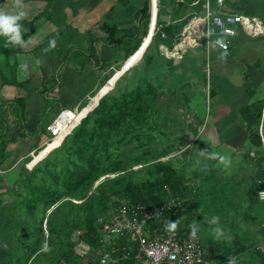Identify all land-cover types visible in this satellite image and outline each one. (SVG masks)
<instances>
[{"label":"crops","instance_id":"0c3cea01","mask_svg":"<svg viewBox=\"0 0 264 264\" xmlns=\"http://www.w3.org/2000/svg\"><path fill=\"white\" fill-rule=\"evenodd\" d=\"M148 1L53 0L50 9L52 17L37 24L34 22L22 26L23 30L30 32L26 40L29 37L33 38L34 42L30 44V49L24 50V48L17 47L13 53L0 51V56L4 55L7 60L4 64L11 62L10 57H15L13 64L18 73V78H13L12 67L8 66L10 75L8 76V71L0 73V86L5 80H9L12 84L23 83L25 85L23 92L21 91L22 95L17 93L21 106L19 109L22 111L21 117L18 119L19 126L22 127L19 130L20 132L24 130L25 133L22 136L34 143V146L30 147L32 150L37 151L36 147L40 146L42 134H47V132L51 134L49 124L54 116L53 113L51 114L53 109L50 106L54 105L53 103L57 100L61 103V109L63 106H78L80 100L83 101L90 95L97 94L106 84L103 80L108 79L112 73L114 75L117 73L121 63L127 60L128 53L135 46L136 40L144 37L139 47L132 53H141L142 57L136 64L130 65L126 72L118 75L115 81L124 74H130L136 70V66L142 64L141 61L146 56L143 54L150 42L149 39L154 35V24L150 36L148 33H144V30L147 29L148 18L142 16L141 9ZM204 2L205 0H162L159 5V20L165 26L164 29L168 28L170 31H166L167 37L165 38L157 35L163 38L164 42L159 41L156 44L154 41L155 44L149 46L148 54L153 57L152 64H149L146 69L156 68L159 63H169L172 58L173 63L181 70V74H185L186 77L190 75L192 79L199 75L197 78L201 79L204 86L201 88L193 86L194 90L191 88L190 94L194 95L192 100L195 105L193 110L196 109L197 112L190 111L189 122L195 128L194 131L192 130L193 135L190 138H193L192 143L205 142L213 153L230 157L231 165L229 167H225L219 164L218 160L213 159L214 167L217 168L213 175H216V172H221L220 177L227 178L226 182H220L223 184L222 197L226 203L225 206L234 210L233 217L240 218V221H235L237 226L241 232L246 233L245 237L240 239L238 234L242 233L238 227L228 223L229 220H233L232 217L227 218L228 216H226L225 224H228L230 228L229 234L236 240L231 243L230 249L234 250L241 244H245L247 248L234 256L237 258V264H258L254 260L252 252L258 254L259 250L262 251L257 244L260 238L264 237V200L258 198L257 194L252 196V187L250 188L249 184L247 189L242 185L248 182L247 180L255 173L256 179L261 181L259 185L264 183V169H262L264 167L262 164V160H264V61L261 58V55H264L261 53L262 49L264 52V41L248 40L249 35L239 26L241 39L238 47L234 50L233 45L229 50L214 49L210 57L207 55L205 45L194 44L190 34L186 37L187 43L183 40L177 43L173 49L167 48L166 52L172 56H167L160 45L161 43L169 45L168 39H170L172 44L169 46L173 47L174 37L184 29L187 20L195 14L203 15L205 13ZM225 7L256 16L262 20L264 28V20L261 15L257 14V11L264 13V0H226ZM127 39L130 41L126 43L124 40ZM53 40L55 47H51L50 42ZM182 47L181 55L175 56L174 54L179 52L178 49ZM225 52L227 54L223 55ZM37 60L43 70V79H48L46 74L51 69V79L58 85L55 87L58 90L52 94L36 93L33 100L36 103L29 108L28 103L33 99L31 94L39 87L28 85L27 83L31 81L22 82L19 80V72L22 64L27 63L28 68L29 66L30 68L35 67ZM42 63H46V65L42 66ZM25 75L24 77L21 75L22 78H31L30 73H28V77ZM73 87H82V92L79 93L80 98L74 104L72 97H75L77 93L72 91ZM44 88L48 89L45 86ZM198 95L208 96V109L202 106L204 100L194 99ZM9 100L12 98L7 99L5 103ZM40 100L43 101V104ZM86 104L82 107H85ZM244 106H250L252 111L259 115L258 126L262 137L260 144L253 142L247 129L248 123L243 115ZM27 112L31 114L28 121L22 115ZM7 124L4 122L3 126H7ZM42 128L46 129L42 131ZM49 141H51L50 138L46 145H49ZM36 142H38V146L35 144ZM51 148H49L50 151ZM190 187L193 188L191 193L194 196L198 188L191 185ZM212 187L210 186V189ZM239 190L245 194L239 195ZM191 193L186 195L185 200L190 199ZM257 199L263 202L257 204ZM251 234H262V236L255 240H248ZM125 264L143 263L135 260ZM222 264H227V260Z\"/></svg>","mask_w":264,"mask_h":264},{"label":"rangeland","instance_id":"374dc122","mask_svg":"<svg viewBox=\"0 0 264 264\" xmlns=\"http://www.w3.org/2000/svg\"><path fill=\"white\" fill-rule=\"evenodd\" d=\"M53 0H23L24 8L21 9L26 13L25 19L33 20V23L35 24L40 23L42 20L49 19L50 12L48 10L51 9V2ZM67 1V0H66ZM0 7H4L6 11H13L12 7V0H0ZM211 7L213 10H216L217 7L219 8L220 5L217 3L216 0H211ZM41 12V13H40ZM39 13V15H38ZM257 14L261 15L264 20V13L257 11ZM32 23V24H33ZM150 24V22H149ZM239 36V37H238ZM235 41L233 42V50L238 47L239 41L241 39V34H239ZM245 36H248L245 34ZM144 38V37H143ZM161 40H160V39ZM185 40V39H184ZM248 40H256V41H264V34L256 35V36H248ZM153 41V42H152ZM150 42V46L153 44H158L159 41H163V38L155 36ZM155 41V42H154ZM168 44L171 45L172 42L170 39H168ZM5 47V49H10L11 44L7 42V40H4V42L1 44ZM40 47V46H38ZM30 45L27 48H24V50L30 49ZM261 49V48H260ZM263 49L261 50V53ZM8 52V50H7ZM150 52V51H149ZM147 50V54L149 53ZM179 54V52H176L174 55ZM172 56V55H168ZM130 57V56H129ZM128 57V58H129ZM141 53H135L132 54V56L123 63H121L120 68L118 69L117 73L114 75V73L111 74V76L108 79H104L103 81L106 82L105 86L103 87V94L104 92L110 88L111 93H119L120 89L125 88V86L132 87L136 84L137 78H139L141 75H148L149 77L156 78V82L160 85L163 84L164 79L166 83L168 84V91L169 89L172 90V92H165L160 91L159 95V104L156 109L152 110L150 112V119H149V125L148 127H143L144 129L141 130V138L133 139L132 141H129L132 137H134L136 134H139L131 131V136L126 137L125 140L121 141H115L111 149H107L105 151L104 157L102 158V164L103 166L107 165L108 161H111V157L116 156H127L129 158H134L137 155H141L140 151H148L145 152L146 155L142 160L139 162H136L135 164H132L130 168L127 170H122L117 173H107L104 174L98 179L95 184L93 185L92 189L89 191L97 190L99 188L98 183L102 180H105L106 178H110L112 176H117L119 173L122 175L126 174V177L123 181V183H115L114 185H108L106 188H101L100 191L102 193L109 192L111 190V186H114L116 188H121L124 186L129 180H133L136 183V186L140 187V184L142 182H147L149 180H153L156 178L161 172L158 171V164L163 162H171L178 173V176L181 178L182 183L186 186H197V192H193L191 195L189 201H185V205L187 206L186 209L190 208V216L186 215L184 217H180V220L186 222L181 225V227L190 226V224L197 225V231L199 232L200 239H201V245L204 250H208L212 245H218L221 248L223 247H231V243H234L235 237L231 234H229V226L226 225V216L227 218L232 217L233 220H229L228 223L232 224L235 227H238L236 224V220L240 221V218L233 217L234 210L228 209L225 206V201L223 200V184L220 182H226L227 178L220 177L221 172L217 173L216 175L214 172L217 170L216 167H214V160L208 159L206 157L200 156V152L202 150H207L208 152H211L210 146H208L205 142H199L198 143H192L193 138L191 139V131L195 130L194 127L191 126L189 122L190 111L193 110L195 105H193L192 97L194 95H191V88L194 87H203L204 84L202 83L201 79H198V76H195V78H191L190 75L188 77L183 76L179 77L178 73L181 72L180 69L176 66L175 68H172L170 63H159L156 68L146 69L142 66L145 62V57L142 59V64H139L138 67L136 66V70L131 72L130 74H124L121 78L118 79V82L115 81L118 75L123 74L126 72L130 65H134L137 63V61L141 58ZM14 56L10 57V63H6L7 61L2 55L0 56V73L3 74L4 72H7L8 76L9 68L8 66L11 65L12 67V75L13 78H18V73L15 71V67L13 64ZM262 61H264V55H261ZM123 64V65H122ZM46 65V63H42V66ZM78 65V64H77ZM176 65V64H175ZM40 66V63H37L35 67L29 66L28 70L25 72L20 68V78L22 82H28L27 83L30 86H38V90H35L32 92L31 96H33L28 103V107L31 108L36 102H33L35 98V94L42 92H46L47 94H52V92H55V90H58L56 85V82L54 83L51 79V69L46 74L48 79H43L42 74V68ZM51 67V66H49ZM143 67V68H142ZM3 70H2V69ZM170 69V70H169ZM150 70V72H149ZM28 73H30V79L22 78L26 74L28 77ZM16 74V75H15ZM22 75V76H21ZM25 75V76H26ZM7 76V78H8ZM1 77V76H0ZM46 77V76H45ZM110 79L109 83L107 84L108 80ZM1 80V78H0ZM42 80V82H41ZM79 80V79H77ZM159 81V82H158ZM48 82V84H46ZM115 83H117V87L114 88ZM120 83V84H119ZM36 84V85H35ZM46 84V85H43ZM42 85L43 89H42ZM24 84H12L9 82V80L3 81L2 85L0 86V131L4 130V136L10 137L13 134L17 136V140L10 141L7 144L4 145L3 141H1L0 138V247L2 248H8L12 247L13 250L17 249V246L19 244L20 239L16 237L15 234H26V230L28 228L26 227L28 223H35L38 222L40 219H43V226L46 230V236L48 237L49 231L46 227V224H58V221L63 216L67 215V213L72 212L75 215H78L79 213H82L79 208H77L76 205L73 204H66L65 209L63 207L58 208L56 212H52V208L43 211L41 208L36 209L35 211H31L30 208H28L24 203H21L18 200H22L24 198L23 196L25 193L27 194V188L23 181V176L25 172V166H27L29 169H31L34 164L46 156L49 153V148L51 150L56 147L58 142L55 140L54 142L49 141V145H46L48 142V139L50 138V133L47 132V134H42L41 137V143L40 146L36 147V154L33 157L32 148L31 146H34V143L28 139L27 137H23L20 135V121L18 120L19 117H21V109H19L20 106V99L19 95H22L21 91L23 92ZM48 87L47 88H44ZM187 86V88H190L189 95L190 98L188 99V96L186 95L183 88ZM55 88V89H54ZM166 89V88H165ZM161 90V89H160ZM167 90V89H166ZM72 91L77 93L75 97H72L73 104L75 101H78V98H80V94L82 92V87H73ZM19 95H18V94ZM43 94V93H42ZM45 94V93H44ZM40 96V95H39ZM103 95L100 94V98ZM8 102L5 103L7 99H11ZM199 98L203 101L202 106L206 107L208 109L209 106V98L208 96L204 95H198L195 96L194 99ZM4 99H6L4 101ZM82 99V98H81ZM90 100V97L84 99L83 101L80 100L78 107L82 108L83 105H85ZM213 100V96H212ZM41 101V104H43V101ZM76 103V102H75ZM54 105L50 106L53 110L51 111V114L53 116H56L58 112L61 111V103L57 100V102L53 103ZM64 107V106H63ZM70 107H76V106H70ZM200 107V106H199ZM196 109L193 110L195 112ZM41 112V111H40ZM197 112V111H196ZM85 114V113H82ZM23 117H26L27 121L28 118L31 117L30 112L22 114ZM36 116V115H35ZM40 116V114H39ZM85 116V115H84ZM190 117V118H189ZM186 118V121H185ZM189 118V119H188ZM68 120H66L67 122ZM4 122H8L7 126H3ZM203 129V128H202ZM19 130V131H18ZM66 134V131H62L58 134V139H64ZM178 138L180 140H178ZM32 142V143H31ZM57 144L56 146H54ZM47 146V147H46ZM54 146V147H53ZM168 147L165 148V147ZM1 147L3 149H1ZM42 149V150H41ZM39 150H41L39 152ZM39 152V153H38ZM19 156V157H18ZM31 156V158H29ZM259 160V159H258ZM262 164H264V160H262ZM129 170V171H128ZM256 179V173L253 177H250L248 182H245L242 186H244L246 189L248 188V184L251 187L254 186L253 180ZM218 181V182H217ZM141 182V183H140ZM214 183V186H213ZM210 186L212 187L210 189ZM209 189V190H208ZM202 190V191H201ZM105 191V192H104ZM89 192V193H90ZM238 194H245L242 190L238 191ZM178 198L180 199V196L173 195L169 197L168 200L171 198ZM197 199H196V198ZM253 198V197H252ZM196 199V200H195ZM76 201H81V199H77ZM257 204L262 203L263 201L260 199L256 200ZM3 206H6V212H3ZM181 210V209H180ZM186 211V210H185ZM52 212V213H51ZM171 213V211H170ZM188 213V212H187ZM72 215V214H71ZM218 216L219 217V224L213 225L208 223V221L211 220L212 217ZM48 217L50 219L48 220ZM176 220V219H175ZM28 222V223H27ZM188 223V224H187ZM177 224V220H176ZM219 226L221 227L226 235L225 237H217L215 234L214 229ZM49 227V226H48ZM32 229V228H31ZM50 229V228H49ZM239 231L241 232L240 228L238 227ZM82 228L76 227L74 230L73 236H69L68 241H73L72 244H65V241H62L60 239L59 234H64L63 231H58L55 234H51L52 240H50V243L47 247L48 250H46L43 254H40L38 258L33 260L32 264H82V262L85 260V264H95L97 259V254L100 252V249H96L91 247L83 238L79 237V234H81ZM239 232V233H240ZM242 234H238L240 239L245 237V232L242 231ZM249 235V234H248ZM105 240L108 239V235L104 234ZM237 236V235H236ZM237 236V237H238ZM262 236V234H251V236L248 238V240H255ZM230 237V238H227ZM264 237L260 238V240H263ZM254 254V260L258 264L264 263V257L262 258L260 254L258 255L254 251L252 252ZM86 258V259H85ZM88 262H87V261ZM217 261V260H216ZM253 261V259H252ZM220 264V263H219ZM244 264V263H243Z\"/></svg>","mask_w":264,"mask_h":264},{"label":"trees","instance_id":"16d2710c","mask_svg":"<svg viewBox=\"0 0 264 264\" xmlns=\"http://www.w3.org/2000/svg\"><path fill=\"white\" fill-rule=\"evenodd\" d=\"M161 2L162 0H160ZM48 11L50 12V18L52 17V12ZM141 14L148 18L147 29L144 30V33H147L150 20V0L141 9ZM159 14L160 9L158 10V21L160 22ZM20 23L24 26L32 24L33 20L24 18ZM165 31L169 32L170 30L166 28ZM22 33L24 39H26L30 32L22 29ZM142 39L138 38L136 40L135 46L128 53V57L139 47ZM4 40H7L6 37L0 36V44ZM124 41L127 43L130 40ZM149 46H147L143 54V56L146 55V63L142 64L144 68L152 64L153 56L147 54ZM7 50L13 53L17 50V46L11 45L10 49H5L4 46L0 45V51L7 52ZM169 63L172 68L177 66L173 63L172 58L169 60ZM178 75L179 77L185 76V74L181 73H178ZM155 80L156 78L144 74L137 78L136 84L131 88L127 84L125 88L120 89L117 87V83H115L114 88L117 87L119 93L114 94L111 93V90H108L103 94L102 88L97 94L90 95V101L87 102L82 113L89 111L73 131L68 135L63 134L65 136L63 141L49 151L46 156L38 160L31 169L27 166L24 167L23 181L28 193H25L22 200L17 199L16 201L24 203L32 212L38 208L45 211L52 207L51 211L56 212L60 207L65 209L66 204L76 205L81 210L82 213L78 215L72 212L67 213V215L60 218L57 225L46 224V227L50 230L49 234L50 232L51 234H55L58 231L64 232V234L59 235L60 239L65 241V244L68 243L70 245L73 243L71 240L66 242V239L71 235L73 236L76 227H81L82 232L79 234V237L83 238L91 247L103 250L116 245L118 249L114 251V255L121 257L124 242L119 240L114 243L115 240H105L104 233L98 222L101 214L107 213L113 205L119 204L122 201L127 203L141 201L163 204L173 195L186 197V195L191 193L193 188L190 185L186 186L182 183L175 166L168 161L159 163L157 168L161 173L153 180L140 182V187L136 186L133 180H129L121 188L111 186L109 192L102 193L100 191L101 188H106L108 185L123 183L124 179L127 178L126 172L123 175L119 173L117 176L100 181L97 190L89 191L102 175L127 170L132 164L142 160L146 155L145 152H148L146 150L140 151L141 155H137L134 158L127 156L111 157V161H108L106 166L101 165L102 158L104 157L103 153L107 149H111L115 141L125 140L126 137L131 136V131L139 132V134H136L129 141L136 140L135 137L141 138V130L144 129L143 127H148L149 125L150 112L156 109L159 104L160 91L172 92L170 89L168 91V84L165 79L162 82L163 84L160 85ZM109 81L110 79L107 84ZM116 82H118V79ZM183 90L189 99L190 88L185 86ZM100 94L103 95L101 98L99 97ZM243 115L248 123L247 129L253 142L260 144L262 137L258 126L259 115L252 111L250 106L243 107ZM185 123L191 124V122ZM45 129L42 128L41 130L44 131ZM24 133L25 131L23 130V132H20V135ZM37 136L39 137V134ZM0 138L5 145L10 141L16 140L17 136L13 134L6 138L4 130H1ZM56 140L60 142L62 139L59 140L57 138ZM178 140L180 139L178 138ZM35 144L39 145L38 142ZM165 148L168 149L167 146ZM1 149L3 148L1 147ZM258 172L260 173V171ZM260 182L258 179L254 180V186L251 190L252 196L257 194V190L261 186L259 185ZM77 199H81V201H76ZM2 208L3 212H6L7 207L3 206ZM189 209H179L176 212L173 216V222L177 220V224L172 230L175 232L183 230L181 225L186 222L180 220V217L190 216ZM49 219L50 217H48ZM26 227L28 228L25 231L26 234H15L20 239L17 249L0 247V264H32L33 260L46 251L45 245L48 247L52 236L51 234L48 237L46 236L43 219L32 224L28 223ZM109 242H111V245H109ZM246 248L245 244H241L234 250L230 249V247L221 248L215 244L204 251L207 259L217 260L218 263L222 264L228 257H234ZM258 254L262 258L264 257V251L259 250ZM100 258L101 253L98 252L95 264H101ZM134 261L135 259L133 258H119V260L108 261L105 264H125ZM82 264H85V260Z\"/></svg>","mask_w":264,"mask_h":264},{"label":"built area","instance_id":"2783aa9c","mask_svg":"<svg viewBox=\"0 0 264 264\" xmlns=\"http://www.w3.org/2000/svg\"><path fill=\"white\" fill-rule=\"evenodd\" d=\"M217 2L220 7L213 10L211 0H205V13L195 14L187 20L184 29L174 37L173 47L164 43L160 44L167 56L169 55L166 52L167 48L173 49L184 39L187 43L188 34L192 36L194 44L205 45L208 57L214 49L229 50L232 48L234 39L239 34V26L250 36L264 34L261 19L226 8V0H217ZM159 5L160 0H150L148 36L155 23L154 35L150 37V42L158 34L164 38L167 37L164 25L158 21ZM182 49L183 47L178 49L180 55ZM84 108L64 106L49 124L50 140L54 142L62 131H66V135L71 133L89 111L82 114ZM62 141L60 140L57 144ZM35 154L34 150L33 157ZM261 191H264V183L257 190V197L264 200L259 195ZM185 201V197H180V199L173 197L163 204L122 201L113 205L107 213L99 216L98 222L102 232L108 235L109 241L112 239L115 240L114 243L119 240L124 242L122 256L114 255V251L118 249L114 245L112 248L100 250V263L105 264L108 261L119 260V258H133L143 264H218L217 261L205 257L199 232L196 229L193 235L192 224L182 227L183 230L177 232L168 227L176 212L179 209H186ZM257 245L264 251V239L260 240Z\"/></svg>","mask_w":264,"mask_h":264},{"label":"clouds","instance_id":"9594fccd","mask_svg":"<svg viewBox=\"0 0 264 264\" xmlns=\"http://www.w3.org/2000/svg\"><path fill=\"white\" fill-rule=\"evenodd\" d=\"M12 7L13 11H6L4 7H0V36H4L7 39V42L11 45H15L19 48H27L30 44H32L33 38L29 37L27 40L24 39V35L22 33V25L20 21L25 18L26 13L22 11L24 3L23 0H12ZM51 47H55V41H51ZM225 52L223 55H226ZM37 63H39V60H37ZM21 69L25 72L28 70V64L24 63L21 66ZM200 156L206 157L208 159H214L218 160L219 164L229 167L231 165V159L228 156L219 154V153H213L208 152L207 150H202L200 152ZM259 195L264 198V191H261ZM208 223L213 225L219 224V217L214 216L211 218ZM170 228L176 227V222L171 221L168 225ZM197 225L193 224L192 226V232L193 235L196 233ZM216 236L219 237H225L226 233L225 231L217 226L215 229ZM230 238V237H227ZM45 250L47 249V245H45ZM227 264H237V258L236 257H228Z\"/></svg>","mask_w":264,"mask_h":264},{"label":"water","instance_id":"95a60500","mask_svg":"<svg viewBox=\"0 0 264 264\" xmlns=\"http://www.w3.org/2000/svg\"><path fill=\"white\" fill-rule=\"evenodd\" d=\"M189 121H190V119H189ZM193 135V133H192V131H191V136Z\"/></svg>","mask_w":264,"mask_h":264},{"label":"bare ground","instance_id":"6f19581e","mask_svg":"<svg viewBox=\"0 0 264 264\" xmlns=\"http://www.w3.org/2000/svg\"><path fill=\"white\" fill-rule=\"evenodd\" d=\"M154 25H155V23H154ZM154 29H155V26H154Z\"/></svg>","mask_w":264,"mask_h":264}]
</instances>
